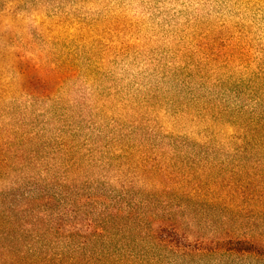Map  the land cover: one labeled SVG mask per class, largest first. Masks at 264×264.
I'll use <instances>...</instances> for the list:
<instances>
[{
	"label": "rangeland",
	"instance_id": "1",
	"mask_svg": "<svg viewBox=\"0 0 264 264\" xmlns=\"http://www.w3.org/2000/svg\"><path fill=\"white\" fill-rule=\"evenodd\" d=\"M0 7V245L29 259V233L38 230L48 249L67 253L46 236L49 221L76 209L94 219L115 202L144 210L148 200L159 212L169 201L188 203L189 231L222 229L223 216H208L205 206L207 191L222 192L214 166L247 159V168L262 161L264 170V145L250 139L264 125V0ZM232 222L225 225L249 224ZM111 247L142 243L119 236Z\"/></svg>",
	"mask_w": 264,
	"mask_h": 264
},
{
	"label": "trees",
	"instance_id": "2",
	"mask_svg": "<svg viewBox=\"0 0 264 264\" xmlns=\"http://www.w3.org/2000/svg\"><path fill=\"white\" fill-rule=\"evenodd\" d=\"M260 130H264L263 124H257L250 132L251 141L259 138L252 145L255 149L264 145V135H258ZM244 161L248 160H242L231 168L214 166L218 170L217 175L220 171L224 175L223 179L213 180L222 192L207 191V199L213 201L205 203V206L210 211L208 216H223L224 223L222 229H213L209 237L199 235L193 227L189 231L184 225L183 212L190 209L188 203L175 205L169 201L159 212L148 210L152 206L148 200L142 206L147 208L144 210L115 202L107 205L106 210L99 212L94 219L76 209L49 221L50 229L46 236H51L54 242L65 244L70 249L67 253H55L48 249L49 246L43 244L45 240L40 239V232L35 230L29 233V259L15 255L9 248L0 245V264H170L168 262H173L171 259L195 263L212 257L250 259L264 264V170L257 171L262 161L254 163L250 169L244 165ZM203 185L202 181L196 183L195 191ZM162 188L168 189L164 185ZM179 188L181 192L182 186ZM161 194L165 197L164 193ZM219 199L228 201L224 203ZM229 220L231 224H234L232 220L239 225L243 224L242 220L249 224L242 230L238 227L228 228L225 224ZM115 229L117 233L112 234ZM119 236L142 243V249L112 250L111 244ZM192 237L194 243L187 244L188 238ZM35 244L40 245L37 250L30 247Z\"/></svg>",
	"mask_w": 264,
	"mask_h": 264
}]
</instances>
